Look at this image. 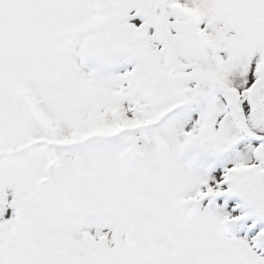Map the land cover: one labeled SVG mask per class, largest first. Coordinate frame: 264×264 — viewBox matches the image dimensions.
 I'll list each match as a JSON object with an SVG mask.
<instances>
[{"label": "snow or ice", "instance_id": "snow-or-ice-1", "mask_svg": "<svg viewBox=\"0 0 264 264\" xmlns=\"http://www.w3.org/2000/svg\"><path fill=\"white\" fill-rule=\"evenodd\" d=\"M0 264H264V0H0Z\"/></svg>", "mask_w": 264, "mask_h": 264}]
</instances>
